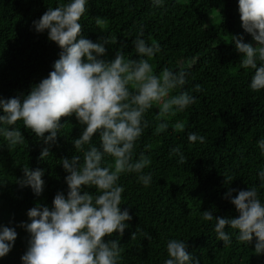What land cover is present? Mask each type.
Segmentation results:
<instances>
[{
    "label": "trees",
    "instance_id": "1",
    "mask_svg": "<svg viewBox=\"0 0 264 264\" xmlns=\"http://www.w3.org/2000/svg\"><path fill=\"white\" fill-rule=\"evenodd\" d=\"M60 2L0 0V99L23 101L54 71L63 50L48 38L47 30L37 32L33 22ZM86 7L82 34L104 44L106 53L100 59L110 62L122 52L126 58L139 60L133 41L143 29L142 38L162 48L149 61L154 73L160 74L164 68L187 69L190 75L184 90L197 97L196 104L173 118L167 132L155 133L158 108L146 116L150 126L136 152L137 158L141 152L150 157L145 172L153 173V183L145 188L137 182L136 174L121 177L125 187L121 210L127 209L132 219L126 221L122 235L104 238L119 241L120 264H163L167 241L174 238L185 239L187 251L200 264H264V254L255 252V237L246 246L233 234L231 246H225L216 237L215 221L202 220L204 211H212L214 217H238L231 198L226 197L231 189L237 190L232 197L253 185L264 194L257 176L264 166V155L257 146L264 138V91L250 90L252 70L240 67L242 54L231 37L243 36L244 42L253 46L258 42L242 27L238 0H165L162 8L154 7L152 0H89ZM197 85L200 91H196ZM177 122L185 124L183 132L175 130ZM61 124L64 127L54 142L45 143L22 122L17 126L25 144L9 146L0 137V226L17 232L14 246L0 258V264H23L31 234L21 224L31 222L29 210L45 206L51 210L58 193L67 197L69 173L62 161L80 155L74 141L86 126L75 114L61 117ZM191 132L205 136V143H190ZM48 135L46 132L45 137ZM93 139L99 147V133ZM174 147L184 151L186 164H178V158L170 155ZM44 148L50 156L41 159ZM106 162L114 163L110 157ZM25 166L44 172L39 196L19 183ZM82 188L96 192L95 187ZM225 231L234 232L228 226Z\"/></svg>",
    "mask_w": 264,
    "mask_h": 264
},
{
    "label": "clouds",
    "instance_id": "2",
    "mask_svg": "<svg viewBox=\"0 0 264 264\" xmlns=\"http://www.w3.org/2000/svg\"><path fill=\"white\" fill-rule=\"evenodd\" d=\"M88 3L89 0H61L33 22L37 32L47 30L48 38L63 50L60 59L54 64V71L33 87L23 101L0 99V137L9 146L25 144L18 122L44 138L45 143L54 142L57 132L64 127L61 117L75 114L80 124L86 126L82 136L74 141L80 155L62 161L69 173L67 197L58 193L51 210L46 206L32 208L28 212L31 222L21 224L31 234L23 264H120L119 241L104 238L113 233L122 235L126 221L132 219L127 209L121 210L125 192L121 177L136 174L137 182L145 188L153 183V173L145 172L151 165L150 157L141 152L137 158L136 152L150 126L146 116L154 107L159 109L155 133L160 134L167 132L173 118L197 103V97L184 90L190 75L187 69L164 68L160 74L154 73L149 61L162 48L155 41L149 44L143 39V29L133 41L139 60L126 58L122 52L110 62L100 59L106 53L104 44L82 34L81 20L86 17ZM152 4L162 8L165 0H152ZM238 8L243 29L258 44L245 43L243 36H233L231 41L242 54L240 67L252 70L250 90L259 93L264 91V0H238ZM200 90L197 85L196 91ZM174 127L180 132L185 130L183 122ZM46 132L50 135L45 137ZM97 133L99 147L93 139ZM188 140L203 144L206 137L191 132ZM257 146L264 155V138ZM170 155L178 158V164L187 163L188 157L180 147L172 148ZM49 156V149L44 148L41 159ZM109 157L114 163L106 162ZM23 171L24 179L19 183L30 186L39 196L45 183L43 170L33 171L25 166ZM257 176L260 188H264V166ZM82 186L95 187V194L83 191ZM234 191L237 190H229L226 197L231 198L238 217H214L212 211H204L202 220L215 221L214 232L225 246H231L233 234L246 246L255 237L256 254H264V194L255 185L232 197ZM226 226L234 232H226ZM16 238L14 228L0 226V258L11 251ZM185 241H167L163 264H200L187 251Z\"/></svg>",
    "mask_w": 264,
    "mask_h": 264
},
{
    "label": "rangeland",
    "instance_id": "3",
    "mask_svg": "<svg viewBox=\"0 0 264 264\" xmlns=\"http://www.w3.org/2000/svg\"><path fill=\"white\" fill-rule=\"evenodd\" d=\"M215 20H216V18H215Z\"/></svg>",
    "mask_w": 264,
    "mask_h": 264
}]
</instances>
